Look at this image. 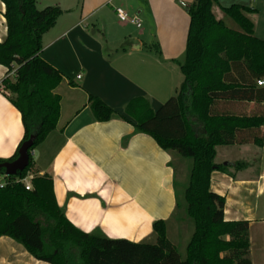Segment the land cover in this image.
I'll return each mask as SVG.
<instances>
[{
    "label": "crops",
    "instance_id": "1",
    "mask_svg": "<svg viewBox=\"0 0 264 264\" xmlns=\"http://www.w3.org/2000/svg\"><path fill=\"white\" fill-rule=\"evenodd\" d=\"M194 2L37 0L39 10L59 7L64 12L44 35L41 53L64 81L55 91L61 97L58 127L33 152L31 175L53 179L58 205L85 233L99 231L110 239L148 242L155 236L154 223L163 220L169 224L170 238L176 184L180 190L188 179L187 160L164 151L152 137L136 133L122 118L98 122L90 98L97 97L126 116L128 104L136 98L146 99L157 111L176 97L184 82L181 64L190 27L186 8ZM218 2L214 14L225 24L221 7L241 5L255 10L248 17L254 23L255 36L264 41V0ZM117 8L138 17L142 27L122 23ZM4 14L0 0V42L8 36ZM13 73L0 65L1 160L16 154L25 135L22 115L3 84ZM215 111L264 116V101L230 98L218 102ZM260 132L264 134V127ZM215 163L226 168L211 177L212 192L226 200L225 220L249 222L251 262L264 264V146L250 140L218 147ZM175 231L177 237L170 240L177 245L186 233ZM0 264L49 263L38 261L21 244L2 237Z\"/></svg>",
    "mask_w": 264,
    "mask_h": 264
},
{
    "label": "trees",
    "instance_id": "2",
    "mask_svg": "<svg viewBox=\"0 0 264 264\" xmlns=\"http://www.w3.org/2000/svg\"><path fill=\"white\" fill-rule=\"evenodd\" d=\"M218 1L195 0L187 8L190 27L181 64L184 82L176 97L157 111L146 99L136 98L128 104L126 116L99 98H90L98 122L122 118L164 151L192 161L182 186L183 198L176 184V219L194 224L183 258L169 239L167 221L154 223L156 244L110 239L99 231L85 233L58 205L50 176L34 175L31 191L17 182L32 174L33 152L58 127L61 97L55 91L64 78L41 53L44 35L64 12L59 7L39 10L37 0H1L8 36L0 42V65L14 72L3 84L14 95L10 101L22 115L25 135L16 154L9 160L0 159V164L16 161L21 147L32 137L35 140L28 168L0 187V238L13 239L35 259L49 264H252L250 224L225 220L226 200L212 192L211 177L215 171L226 170L215 163L218 147L250 140L264 146L260 132L264 116L215 111L218 102L230 98L264 101V88L258 86L264 80V41L255 36L248 17L255 10L241 5L221 7L238 25L239 30H233L215 16ZM0 176H5L4 169Z\"/></svg>",
    "mask_w": 264,
    "mask_h": 264
},
{
    "label": "rangeland",
    "instance_id": "3",
    "mask_svg": "<svg viewBox=\"0 0 264 264\" xmlns=\"http://www.w3.org/2000/svg\"><path fill=\"white\" fill-rule=\"evenodd\" d=\"M40 2H43V1H40ZM184 4V3H183ZM185 5V4H184ZM186 6V5H185ZM187 9V8H186ZM62 10V9H61ZM222 17L224 18L226 24L234 29V30H239V27L238 25L233 22L229 17H227L226 15H222ZM14 77V73L12 74L11 78ZM12 97H14V95L12 93H10ZM188 162V165L189 167L191 168L192 166V161L191 160H187ZM180 190L178 191L179 192V195L180 197H182V192H183V189L182 187L179 188ZM183 198V197H182ZM183 206L185 207V204L183 202ZM181 212V211H180ZM182 213V212H181ZM182 215V214H181ZM180 217V215H179ZM183 217H185V214L183 213ZM174 221V222H173ZM176 222V223H175ZM190 222V224H189ZM181 222H179L178 220H176V216L174 217V220H172L171 222V225L173 226H170V238L174 239V237L176 238L177 237V232L175 231V229L177 230H184V232L186 233V235H182L180 241L177 243V248H178V251L180 252V254L182 255V257L184 258L185 255H186V248H187V245H188V242L193 234V231H194V224L190 221V220H184L183 219V224H180ZM180 227V228H179ZM181 235V234H180ZM169 238V239H170ZM175 240V239H174ZM148 243H151V244H156V237L154 236L152 239H150V241H148Z\"/></svg>",
    "mask_w": 264,
    "mask_h": 264
},
{
    "label": "water",
    "instance_id": "4",
    "mask_svg": "<svg viewBox=\"0 0 264 264\" xmlns=\"http://www.w3.org/2000/svg\"><path fill=\"white\" fill-rule=\"evenodd\" d=\"M35 137L26 142L20 149L19 158L16 161L0 164V171L5 170V175L16 177L21 172L25 171L30 163V148L34 144Z\"/></svg>",
    "mask_w": 264,
    "mask_h": 264
},
{
    "label": "built area",
    "instance_id": "5",
    "mask_svg": "<svg viewBox=\"0 0 264 264\" xmlns=\"http://www.w3.org/2000/svg\"><path fill=\"white\" fill-rule=\"evenodd\" d=\"M115 12H116V15H117L118 19L122 23H130V24L135 25L138 28L142 27L141 21H140V19L138 17H130V15L125 10H123L121 8H117L115 10ZM78 79H81V76H79ZM258 85L260 87L264 86V80L258 81ZM9 177L10 176H7V175L0 176V187L1 188L6 186L7 182L5 180L8 179ZM32 179H33V176L32 175H28L25 179H17V182L18 183H22L25 186L26 190L31 191V190H33Z\"/></svg>",
    "mask_w": 264,
    "mask_h": 264
}]
</instances>
